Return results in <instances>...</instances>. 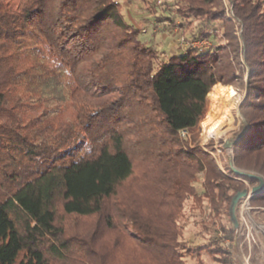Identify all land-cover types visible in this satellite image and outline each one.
Returning <instances> with one entry per match:
<instances>
[{"label": "trees", "instance_id": "1", "mask_svg": "<svg viewBox=\"0 0 264 264\" xmlns=\"http://www.w3.org/2000/svg\"><path fill=\"white\" fill-rule=\"evenodd\" d=\"M238 1L251 24L234 8L241 34L223 0L161 3L159 22L187 43L166 54L139 40L119 0H18L14 10L0 0V264H205V254L241 264L225 211L245 181L257 182L225 174L182 136L199 127L209 86H244L250 66L249 130L235 164L264 173V0ZM34 99L65 106L26 124L9 112ZM68 107L74 117L60 118ZM136 153L146 165L139 187ZM250 203L264 211V191ZM198 206L220 238L199 225ZM94 217L97 230L77 229Z\"/></svg>", "mask_w": 264, "mask_h": 264}, {"label": "rangeland", "instance_id": "2", "mask_svg": "<svg viewBox=\"0 0 264 264\" xmlns=\"http://www.w3.org/2000/svg\"><path fill=\"white\" fill-rule=\"evenodd\" d=\"M7 4V6L11 7L13 10L17 8V2L18 0H3ZM120 6H121V12L124 14L126 20L128 23L135 24L136 27H139L141 29V34L139 40L146 45L149 46H155L157 51L164 52L166 54L171 52H180L183 51L186 48V41L180 40L178 37V31L179 28L175 27L173 29H170L169 25L164 22H159V18L162 14L160 11V5L164 2H170L172 0H119ZM224 7L226 11L229 13V17L234 19L237 22V25L239 26V34L243 32L242 24L239 20L234 18L233 9L236 8L238 12L243 15L249 26H251L249 21V16L242 10L239 1L236 0H223ZM241 27V28H240ZM177 31V32H176ZM251 31V30H250ZM251 41V48L254 55V61L256 60L254 47H253V37L250 36ZM210 46V44L208 45ZM160 58L162 60H167V57L165 54H160ZM28 62V61H25ZM256 62V61H255ZM255 71L254 69H252ZM254 73L251 72L250 66H247L245 78H244V86L239 85L242 89L245 90V97L241 101L240 108L243 109L242 111V117L244 123L241 126L240 131H227L226 129V138L221 137L219 139H208L205 140L203 137V130L200 127L196 128L193 132H185V134L182 132V136H185L189 144L194 146L195 144H199L202 148H204L208 153H210L214 159L217 161L218 165L220 166L222 172L225 174H228L229 171H227V168L231 169L236 174L246 177L247 175L243 173L241 170L243 168L254 171L258 174H261L264 176V173H262L259 170L247 168L245 166L239 167L235 164V157H236V151L235 146L237 144H240V142L246 137L247 132L249 130V121L246 117V115H249V111L247 107H244V103L246 101H251V94L248 90V85L251 83L252 86H254L255 80L253 77ZM28 94V93H27ZM45 104V103H44ZM42 104L38 103L37 101L30 100L27 102L22 109L15 107V103H9L8 109L9 112L15 110V114H18L17 116H20L21 121L23 124H26L30 121V119H34L36 116H39L41 113H48L51 117H53L52 114H56V112H60V109H63L65 106V103H57L52 102L49 104ZM62 104V105H61ZM60 105V106H59ZM15 107V108H14ZM57 110L55 113L53 111ZM10 113V114H12ZM10 114L6 113L2 116H10ZM2 115V114H1ZM16 116V117H17ZM63 119H70L71 117H74V111L72 108H66L65 112L61 115ZM3 120H6L3 119ZM135 134V133H134ZM137 134H135V137L130 138V142L137 143ZM141 138V137H139ZM135 145V144H133ZM134 166H135V179H133L132 185L136 184L137 187H139L142 183V177L146 165L142 164L141 162V156L139 153H136L134 157ZM253 181H256L257 184L252 185L249 184L248 181H245L247 187L249 190L253 189L254 187L258 185H262V188H264V181L263 179H260L258 176L253 175L252 176ZM141 179V181H140ZM132 187L135 188V186H129L128 188H123L122 194L128 193L132 191ZM199 193L201 192L200 186H198ZM134 191V190H133ZM132 191V192H133ZM129 193V194H130ZM127 195V194H125ZM206 202V201H203ZM195 204V202H193ZM193 205V204H192ZM206 205V204H205ZM208 209L202 208L198 206V208L195 209V212L193 213L197 217V222L202 227H208L212 231H216V236L220 238L222 234L217 229L219 228L218 225L214 226L211 222L207 219V211ZM227 217L225 218V223L228 222L230 227H233V229L236 232L235 241H234V252L236 258L241 262V264H254L253 261H256L258 264H264V211L262 212H256L252 210V206L250 203V200H244L240 203L237 214L234 213L233 206L228 209ZM224 212V213H225ZM65 222H71L73 223V219H64ZM72 220V221H71ZM97 219L94 218H88L85 220H81V225L77 227V229H81V232H88L90 230H97ZM67 223V226L70 227L71 230H74L69 224ZM103 231H106L105 229H101ZM92 231V232H93ZM83 232V233H84ZM196 229L191 224L189 225V229L187 232V236L192 238V233H195ZM91 232L86 233L90 235ZM112 234V233H111ZM108 234L106 236V239H113L117 238V236L113 233V235ZM208 235V234H206ZM104 238V237H103ZM105 239V238H104ZM189 240V239H188ZM191 240V239H190ZM193 243L199 242V239H192ZM245 249H247V254L245 252ZM126 252H129L126 250ZM130 253V252H129ZM202 260L205 264H215L208 255H202ZM189 264H200L197 259L189 260Z\"/></svg>", "mask_w": 264, "mask_h": 264}, {"label": "clouds", "instance_id": "3", "mask_svg": "<svg viewBox=\"0 0 264 264\" xmlns=\"http://www.w3.org/2000/svg\"><path fill=\"white\" fill-rule=\"evenodd\" d=\"M245 97V90L237 83L217 81L209 86L206 94V110L200 119L203 137L208 139L226 138L227 131L238 132L244 123L241 101Z\"/></svg>", "mask_w": 264, "mask_h": 264}, {"label": "water", "instance_id": "4", "mask_svg": "<svg viewBox=\"0 0 264 264\" xmlns=\"http://www.w3.org/2000/svg\"><path fill=\"white\" fill-rule=\"evenodd\" d=\"M253 175H247V178L248 179H252ZM263 192L264 191V188H262V185H258L256 187H254L253 189L249 190V188L247 187L246 189H244L243 191L239 192L234 198H233V201H232V205L231 207L233 206L234 207V202L236 201V199L238 197H246L248 200H250L253 196H255L256 194L259 195L260 192Z\"/></svg>", "mask_w": 264, "mask_h": 264}, {"label": "bare ground", "instance_id": "5", "mask_svg": "<svg viewBox=\"0 0 264 264\" xmlns=\"http://www.w3.org/2000/svg\"><path fill=\"white\" fill-rule=\"evenodd\" d=\"M227 129V126H225V130ZM243 173H245L246 175H256V176H258L260 179H263V181H264V178L261 176V175H259L258 173H256V172H253V171H250V170H246V169H242L241 170ZM262 192V191H261ZM260 192V193H261ZM244 200H248L246 197H238L237 199H236V201L234 202V207H233V210H234V213L235 214H237V210H238V207H239V205H240V203L242 202V201H244Z\"/></svg>", "mask_w": 264, "mask_h": 264}, {"label": "built area", "instance_id": "6", "mask_svg": "<svg viewBox=\"0 0 264 264\" xmlns=\"http://www.w3.org/2000/svg\"><path fill=\"white\" fill-rule=\"evenodd\" d=\"M208 45L209 43L206 41H198V42L193 43L191 46L195 48H207L209 47ZM183 133L185 134V131Z\"/></svg>", "mask_w": 264, "mask_h": 264}, {"label": "crops", "instance_id": "7", "mask_svg": "<svg viewBox=\"0 0 264 264\" xmlns=\"http://www.w3.org/2000/svg\"><path fill=\"white\" fill-rule=\"evenodd\" d=\"M177 31H179V30H177ZM177 31H176V32H177Z\"/></svg>", "mask_w": 264, "mask_h": 264}]
</instances>
